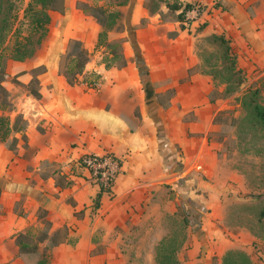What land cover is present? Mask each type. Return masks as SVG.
<instances>
[{
  "label": "crops",
  "instance_id": "1",
  "mask_svg": "<svg viewBox=\"0 0 264 264\" xmlns=\"http://www.w3.org/2000/svg\"><path fill=\"white\" fill-rule=\"evenodd\" d=\"M78 1L66 0L72 16L67 31L73 30L76 16L85 14L77 9ZM145 2L135 0L129 20L149 86L136 60L121 70L96 67L102 80L95 85H70L53 61L41 75V97L20 101L25 122L23 130L13 133L15 149L0 140V264H29L16 237L40 227L45 218L52 223L49 233L66 227V240L52 247L49 264H127L129 243L144 236L153 214L175 212L170 196L180 185L184 198H190L188 214H194L195 242L187 248L186 264H222L228 249L218 240L213 244L211 207L189 194L192 185L197 190L209 186L205 175L217 164L219 146L214 118L225 104L207 100L209 78L196 68L200 21L182 29L180 21L150 12ZM250 24L264 34L258 17L250 18ZM44 64L39 57L33 66ZM22 72L19 79L30 81L29 72ZM168 88L174 95L161 105L158 95ZM107 152L121 161L110 192L78 165L85 154Z\"/></svg>",
  "mask_w": 264,
  "mask_h": 264
},
{
  "label": "rangeland",
  "instance_id": "2",
  "mask_svg": "<svg viewBox=\"0 0 264 264\" xmlns=\"http://www.w3.org/2000/svg\"><path fill=\"white\" fill-rule=\"evenodd\" d=\"M167 1L169 0H146L145 5L152 13L160 12L163 19H175L173 12L168 8L163 9V6H167ZM83 2L103 4L123 11V18L117 23L118 28L109 33V40H121L125 55L134 62L136 54L128 40L126 21L131 0H126L127 4L123 7L109 0H80L77 2V9L82 10L80 7ZM196 3L199 8L189 14L192 21H200L195 32L196 51L200 59L196 68L209 78L211 89L207 100H218L225 106L214 118L216 130L213 138L219 146L217 164L212 173L205 175L209 186L197 190L192 185L189 195L192 198L201 196L203 203L211 207L209 217L214 223L209 226L213 227L216 235L213 244L218 240L217 245L228 250L247 252L249 249L254 264H264V127L252 123L254 121L247 116L248 109L243 102L247 94L256 91L257 100L264 105V34L259 32L261 27L251 29L250 24V18L257 17L261 20V25L264 24V0H201ZM27 4L28 0H20L19 20L23 19ZM71 17L66 2L64 11L53 12L48 33L33 56L23 61L8 59L6 70L9 77L4 84L17 112L23 113L19 111L20 101L36 97L31 90L39 91L43 87L41 75L48 69L47 63L51 65L54 61L59 73V63L67 54L71 40L80 39L91 50V60L84 74L85 82L92 79L91 73L96 67L106 66L109 49L106 46L97 47V36L102 26L85 13L83 16H76L73 30L67 31ZM24 28L23 34L26 33ZM262 32L264 33V29ZM215 35H223L228 40L227 45L231 47L230 58L236 59L237 67L241 70L239 75L230 69V60L225 58L226 45L221 44ZM15 38L14 31L8 34L5 45L12 47ZM46 43L49 44L48 49ZM8 52L11 53L10 50ZM39 57H44L46 64L34 67L35 59ZM23 69L22 74L29 72L30 81L28 78L23 80V77L19 79ZM239 79L242 80L241 84L238 83ZM173 95V89L168 88L158 95V101L164 105ZM179 187V191L175 190V196H170V200L173 198L175 201V212L153 214V220L150 221L149 229L144 231V236L129 243L131 258L127 264H160V258L170 251L176 252L182 264L190 259L187 248L194 245V232L184 221V216L190 209L186 205L190 198L186 193L189 200L185 199L181 194L185 188L183 185ZM160 202L162 203L161 200ZM192 206L198 212V207L194 204ZM40 215L45 217L47 213L41 211ZM48 221L45 218L43 224L33 230L36 233L48 232L52 228ZM65 229L64 226L60 227L58 238L64 236ZM48 244L52 245L51 242Z\"/></svg>",
  "mask_w": 264,
  "mask_h": 264
},
{
  "label": "trees",
  "instance_id": "3",
  "mask_svg": "<svg viewBox=\"0 0 264 264\" xmlns=\"http://www.w3.org/2000/svg\"><path fill=\"white\" fill-rule=\"evenodd\" d=\"M115 2L119 7L127 4L126 0H109ZM135 0H131L130 9L127 14V29L129 28V39L133 45L136 54V61L139 66L141 75L146 87L149 86L148 70L143 63L140 49L135 40V34L130 25L129 16ZM197 1L185 2L182 0H169L166 5L170 12H173L175 19L181 22V28L185 29L191 23L192 19L189 12L197 7ZM20 0H0V140L8 142L11 149H15L17 138L13 136L14 132L21 131L24 128L23 113L17 112L15 105L12 103L9 95V90L4 85V82L9 77L6 70L8 59L23 61L35 54L44 38L48 33L49 24L51 22V11H64L66 9V0H29L25 10L23 19L19 20ZM221 4L217 3V6ZM87 15L92 16L101 26L102 30L99 33L97 47L106 46L109 49V56L106 57V67H125L129 59L124 53L123 43L121 40H109V33L113 29H117L118 20L123 18V11L119 8L113 9L105 5H93L83 2L80 7ZM126 19V16H124ZM17 24V25H16ZM23 27L26 33L23 34ZM16 35L12 47L5 45V40L11 32ZM215 38L221 44L226 45L225 58L230 60V69L237 72L239 75L241 70L237 67L236 59L232 60L231 47L228 40L223 35H215ZM128 39V40H129ZM8 50L11 51L9 54ZM91 52L80 39H73L70 42L67 54L59 63V73L64 75L70 85L81 84L85 81L86 66L91 60ZM111 56V57H110ZM92 79L88 81L90 85H95L101 79V74L93 71ZM239 84L242 80L239 79ZM36 97H41L39 91L31 90ZM149 92V91H148ZM152 94H148L150 98ZM245 107L248 109L247 116L254 122V125L264 127V105L256 98V91H251L244 97ZM7 112V114L5 113ZM12 113H15L14 115ZM161 137L162 127L160 126ZM113 157L114 155L111 154ZM82 158L78 160V163ZM102 191L107 189L101 185ZM95 206H99V201L96 199ZM194 214L184 216L186 224H191ZM50 226H52V223ZM195 225V224H194ZM66 228V227H65ZM66 230V229H65ZM60 228L55 229L52 233L41 231L36 233L30 229L26 232H21L17 235L16 241L19 245L20 255L25 258L29 264H49L52 247L66 240V231L62 238L59 237ZM51 242L52 245L48 244ZM166 243V242H165ZM163 243V245L165 244ZM44 244V245H42ZM43 246V247H41ZM164 248V247H163ZM166 251V250H165ZM160 264H182L178 259L175 251L165 253L160 258ZM222 264H254L251 256L238 249H230L222 257Z\"/></svg>",
  "mask_w": 264,
  "mask_h": 264
},
{
  "label": "built area",
  "instance_id": "4",
  "mask_svg": "<svg viewBox=\"0 0 264 264\" xmlns=\"http://www.w3.org/2000/svg\"><path fill=\"white\" fill-rule=\"evenodd\" d=\"M197 8L199 6L192 11ZM111 154L109 152L102 155L85 154L81 157L80 163H78L80 167L87 169L94 181L99 183L100 187L103 185L107 192L111 191L115 179L121 172V161Z\"/></svg>",
  "mask_w": 264,
  "mask_h": 264
}]
</instances>
